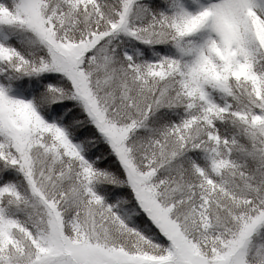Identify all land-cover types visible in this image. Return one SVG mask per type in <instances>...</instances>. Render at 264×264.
Instances as JSON below:
<instances>
[{
    "label": "snow or ice",
    "instance_id": "6c2138e0",
    "mask_svg": "<svg viewBox=\"0 0 264 264\" xmlns=\"http://www.w3.org/2000/svg\"><path fill=\"white\" fill-rule=\"evenodd\" d=\"M0 264H264V0H0Z\"/></svg>",
    "mask_w": 264,
    "mask_h": 264
}]
</instances>
